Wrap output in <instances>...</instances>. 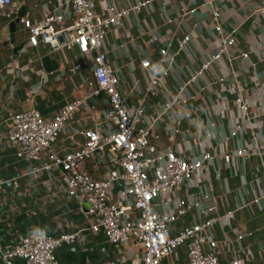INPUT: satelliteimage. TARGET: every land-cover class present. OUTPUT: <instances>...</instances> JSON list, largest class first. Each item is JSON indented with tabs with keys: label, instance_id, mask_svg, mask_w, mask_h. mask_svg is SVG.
Masks as SVG:
<instances>
[{
	"label": "crops",
	"instance_id": "obj_1",
	"mask_svg": "<svg viewBox=\"0 0 264 264\" xmlns=\"http://www.w3.org/2000/svg\"><path fill=\"white\" fill-rule=\"evenodd\" d=\"M65 3L68 12L73 7ZM94 9L102 13L112 0H92ZM141 0H115L121 6H133ZM209 1L221 10V20L228 28H237V42L233 54L248 52L247 58L224 56L200 79L179 94L181 100L191 99L193 114L185 116L186 105L167 109L166 104L178 95V86L217 51L220 44L213 31L212 9ZM206 3V5H202ZM29 18L37 20L53 5L40 0H27ZM182 6H197L198 12L185 20L180 17ZM9 20L0 15V178H12L16 184L0 191V242L13 245L37 228H45L53 236L65 231L81 230L77 242L65 243L58 250L60 264H102L106 259L122 262L139 257L143 249L128 241L111 245L103 235L90 231L94 221L87 203L80 208L79 199L70 196L61 180L62 168L36 172L41 161H27L18 155V147L10 142L6 131L11 116L35 107L43 117H53L70 99L82 96L89 81H93L88 56L77 48L60 50L50 55L58 69L47 71L39 55L40 45L28 42L27 31L18 25L15 43L9 39ZM184 34L191 40L177 56L163 83L149 89L151 72L141 65L143 58L157 63L160 50L171 39L177 41ZM105 49L109 62L120 76V89L127 98V107L142 104L146 119L157 121L159 150H173L192 160L206 151L215 155L207 168L197 170L185 182L160 195L156 207L175 215L169 224L170 233L182 227L212 219L217 214L233 211L226 219L205 230L217 241L212 248L222 264H230L241 257L248 264L264 256V0H154L131 13L123 27L106 35ZM159 56L158 59L154 57ZM80 69H75L77 64ZM17 66V67H16ZM42 70V74L38 73ZM221 76H228L224 82ZM243 96L248 110L236 103ZM109 107L105 94L87 98L72 122L59 134L53 146L55 152L80 146L84 130L99 124L108 131L103 117ZM236 131L231 136V132ZM230 136L228 139L226 137ZM252 152L249 159L236 154L238 148ZM231 154L230 161L222 154ZM100 154V155H99ZM81 163L83 171L95 177H105L113 167L107 154L99 153ZM48 154L41 159L47 160ZM165 159L159 163L164 162ZM124 184L112 188L114 200ZM204 194L216 200L217 213L209 212L201 199ZM191 207L181 214L179 202ZM187 246L182 245L163 259L164 264H186ZM0 264H4L0 260ZM15 264H21L16 262Z\"/></svg>",
	"mask_w": 264,
	"mask_h": 264
},
{
	"label": "built area",
	"instance_id": "obj_2",
	"mask_svg": "<svg viewBox=\"0 0 264 264\" xmlns=\"http://www.w3.org/2000/svg\"><path fill=\"white\" fill-rule=\"evenodd\" d=\"M26 1L0 0V15L14 20L21 4ZM40 1L47 2L54 8L37 20L27 15L21 17L19 24L27 31L28 42L35 47L44 44L48 54L77 48L88 56L94 79L87 83L82 96L68 100L51 118L43 117L35 107L14 113L6 136L18 147V155L27 161H41L33 168L36 172L50 171L59 166L62 168L61 180L66 192L79 199L80 208L84 203L89 204L88 212L94 219L90 225L93 234L103 235L111 245L134 241L143 249L139 257L125 262L106 259L102 264H164L163 259L182 245L187 246L186 264H222L215 251L205 249L206 244H210L212 248L217 246V241L210 239L205 230L230 217L233 211L217 214L215 218L201 223L186 225L177 233L171 234L169 224L176 216L161 212L156 207L161 194L188 182L197 170L207 168L209 160L215 154L206 151L200 157L187 160L173 150L161 152L157 144V121L146 119V109L142 104L134 109L127 107V98L120 89V76L109 62L105 49L106 35L115 28L123 27L125 19L131 13L140 11L154 0H141L133 6H121L112 0L104 5L102 13L94 9L92 0H70L72 13L67 11L64 1ZM208 3L212 9L213 31L220 40L218 49L178 86V95L173 96L166 104L167 109L175 105H186V117L193 114V105L190 103L192 98L181 100L180 93L224 56H230V61L249 56L248 52L232 53L238 30L230 29L222 22L221 10L214 1ZM197 12V6H182L180 17L185 20ZM190 40V34H184L177 41L171 39L160 50L157 63L149 58L141 60V65L151 72L149 89L164 82L169 74V67L165 64L172 65ZM81 67L79 63L75 69ZM38 73L42 74V70H38ZM227 79L228 76H221L219 81ZM102 94L107 95L109 102L103 122L109 123L110 129L106 131L99 124L88 127L83 132L84 141L80 146L61 153L55 152L53 146L59 134L74 120L86 99ZM236 103L244 111L249 108L241 95L237 97ZM235 134L236 131L231 132V136ZM45 152L48 158L42 160L41 156ZM98 153L107 154L113 165L105 177H95L80 167L82 162ZM236 154L245 159L253 155L241 147L236 150ZM222 157L230 161L231 154L224 153ZM163 159L165 161L159 163ZM118 182H122L124 186L118 199L114 200L112 188ZM13 184L16 182L12 178H0V191ZM201 204L209 212L217 213L213 196L204 194ZM190 207L184 200L179 202L181 214ZM81 233V230L65 231L53 236L45 228H37L13 245L7 246L0 242V260L4 264H60L57 254L59 248L65 243L77 242ZM230 264L248 263L241 257H236ZM252 264H264V256Z\"/></svg>",
	"mask_w": 264,
	"mask_h": 264
},
{
	"label": "water",
	"instance_id": "obj_3",
	"mask_svg": "<svg viewBox=\"0 0 264 264\" xmlns=\"http://www.w3.org/2000/svg\"><path fill=\"white\" fill-rule=\"evenodd\" d=\"M26 13V7L25 6H22L18 12V15L17 17L12 20L11 22H9V31H10V34H9V39L4 43L5 45L8 44V43H15V40H16V32L18 30V25L20 23V19L21 17H23ZM43 46L44 44H40V49H39V55L41 56L42 58V62H43V65L44 67L47 69V71H54L56 69H58V64L56 63V61L54 59H52L50 57V55H46L44 50H43ZM31 109V108H29ZM29 109H26L25 111L29 110ZM87 208L89 209V204H87Z\"/></svg>",
	"mask_w": 264,
	"mask_h": 264
},
{
	"label": "rangeland",
	"instance_id": "obj_4",
	"mask_svg": "<svg viewBox=\"0 0 264 264\" xmlns=\"http://www.w3.org/2000/svg\"><path fill=\"white\" fill-rule=\"evenodd\" d=\"M172 50L174 51L175 50V47L172 48ZM158 55L156 57H154V59H158ZM99 154V153H98ZM100 155V154H99Z\"/></svg>",
	"mask_w": 264,
	"mask_h": 264
}]
</instances>
